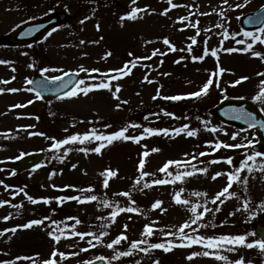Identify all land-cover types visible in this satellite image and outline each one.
<instances>
[{
	"label": "rangeland",
	"instance_id": "obj_1",
	"mask_svg": "<svg viewBox=\"0 0 264 264\" xmlns=\"http://www.w3.org/2000/svg\"><path fill=\"white\" fill-rule=\"evenodd\" d=\"M93 1L98 0H0V36L9 33L27 21L51 12H65L68 17L62 27L52 31L51 35L48 34L44 40L35 45L34 50L31 46L15 48L0 45V60L8 62L0 64V81H10L8 84L0 83V88L20 89L15 92L17 95L7 91L0 93V181L3 182L0 183V201H9V203L0 206V225H5L0 226V232L16 228L14 233L4 232L3 235H0V240L35 238L37 242L43 240L44 250L57 249L66 254L78 253L74 256L67 255L66 259L61 260L68 263L83 260L82 253L87 254V260L96 256L108 259L113 249H109L106 245L121 233H124L128 240L122 241L115 247L120 251H126L129 242L141 239L144 226L154 221L156 222L155 228L174 231L190 216L187 209L174 203L173 195L176 192L184 189L182 196L196 202L197 198L191 195L193 192H207L209 196H212L225 186L226 177H218L213 181L211 176L216 171H228L231 166L223 163L208 165L207 162L214 158L232 156L234 163L238 165L245 151L249 154L252 153L250 145L256 141L257 132L255 130L240 132L236 128L222 126L214 121L208 116L209 109H212L214 102L233 93L231 95L233 97H240L252 102L264 116V111H261L264 105L253 99L259 91L260 81L264 79V76L258 75V73H264V60L252 55L253 51L264 54V43H254L253 49L248 52L228 53L223 50L229 47L243 48L245 45L237 44V40L250 42V38H245L243 32L238 29L239 15L238 11H235V7L227 10L226 19L221 20L220 16L212 10L216 9L218 12L221 8L227 9V6L222 4V0H173L174 3L184 6L171 9L167 15L160 14L169 7L167 0H137L135 5L131 0H114L115 3L120 4L123 13L116 11L115 5H111V9H99L100 5H96ZM232 1L237 4L243 0ZM132 7L148 8L149 11L139 14L140 18L136 20L121 21L120 17L128 13ZM248 9L249 7L246 6L242 11ZM191 12L196 14L190 15ZM200 13H210L212 18L204 23L207 15H200ZM181 16H188L190 21H193L191 19L197 16L196 21H199L198 27L201 29L200 34L196 36L197 41L200 39V54L196 55L194 51L189 53L185 49L184 52L178 54L179 58L184 57L182 60L176 59L175 51H169L163 43L164 38H168L171 43L177 41L173 40L172 35L180 39L179 45L186 46L191 43L189 37L196 35V30L190 26L185 28L189 21L180 23L181 27L186 30H177L174 26L177 21L179 22ZM82 20L83 23H81ZM220 23L224 24L230 34L239 33V35H236L235 39L231 36L224 39L220 35L223 29L215 27ZM97 24L100 25L99 30H97ZM205 29H211V32H205ZM205 39L208 40L207 46L210 49H220L219 61L217 62L215 57L208 55L203 61L196 64L192 60V56L203 54ZM82 40L85 43L81 44ZM149 41L151 42L149 43ZM221 41H223L222 44ZM154 49H159L166 55L152 56ZM107 52H111L112 55L105 59L104 56ZM129 52L134 55L130 57ZM171 53L173 54L171 55ZM135 57H151V59H141L137 66L132 68L130 75L118 81H112L113 91L115 85L121 86V91L117 93L120 100L114 99L112 92L108 90H98L87 96L60 98L48 103L31 95L33 103L29 106L11 108L14 104L23 105L24 100H30V97L26 95L27 81L34 74H39L41 68L56 67L74 73L80 66H84L88 69H99L101 73H107L110 69L122 67L126 61ZM177 60L180 62L176 63ZM34 62L38 65L35 66ZM218 63L219 67L225 69L222 75L217 72ZM30 64L34 67H29ZM13 68L15 71L12 70ZM214 72H217V75L213 78L219 82V86L214 84L210 87L208 95L200 98H188V102L152 99L156 95L157 89L160 90L162 96L185 95L198 91ZM57 74L61 73H46L49 76ZM91 75L100 78L98 73ZM145 75L153 83L145 81ZM12 77L15 79L13 80ZM85 77L86 73L79 74V79ZM241 77H248V79L233 86V82ZM87 82L92 83L93 81L88 80ZM125 100L128 101L127 104H121L119 109L115 107L117 103ZM165 111L174 113L175 118L164 115ZM191 111L199 115L201 120L198 124L192 122L194 120H190L195 116H190ZM150 113L159 115H149ZM146 115L149 116L148 120L144 119ZM201 116L208 118L202 119ZM205 122H207V127ZM129 123L140 124L143 127L169 129L188 124L192 130L197 132V135L193 137H188L186 134L179 136L157 135L146 138L140 143L116 141L108 145L102 154L92 152L85 154L78 150L81 147H95L94 143L67 145L55 151L50 148L54 142L52 138L59 140L70 134H83L92 128L110 133ZM105 124L111 125V127L104 128ZM196 126H201V129ZM210 127H216L221 131L213 133L207 130ZM141 131L142 128H129L128 134L139 135ZM32 132L43 135H29ZM236 132L240 135L236 141H233L230 134ZM245 138L247 139L245 140ZM209 141L226 143L251 141V144L247 149H220L211 155L200 157L199 161L204 163L193 161L198 167L207 166L209 168L207 175L198 174L183 183L154 185L143 191L138 190V187H133L138 176L137 166L140 154L145 150V145L149 150L153 147L160 149L159 152L150 153L147 158L145 171L155 174L152 177H145L146 180H150L163 177L158 169L169 159L183 160L185 153L198 154L201 151L211 153L212 150L207 147L206 143ZM65 148L72 149L66 156L64 155ZM36 151H41L46 155L45 160L37 168L19 175H15L11 171L12 162L23 155ZM73 164L77 167L73 168ZM108 168L118 170V176L110 179L109 187L105 189L100 173ZM242 175L248 176L247 186L233 185L230 191L237 192L238 198L227 199L224 204L220 205L221 211L214 215L207 214L202 223L208 226L201 227L199 234L211 236L210 226L217 221H221L222 225L218 226L220 228L214 232L216 235H228L231 228L238 227L237 225L247 228L250 224L252 214L249 215V212L243 210V200L250 199L252 202L250 196L259 194L260 197L253 200L258 203L253 205L258 206L264 201V173L256 170L251 174L245 172ZM5 185L9 187L6 188ZM65 185H73L75 188L65 189ZM90 186L94 189L91 193L76 191V189ZM20 189L24 191L20 192ZM124 191L131 193L132 199L136 201L134 206L141 211L140 213L122 212L116 217L115 223H111L107 219L112 209L104 207L99 200L83 204L69 200L61 204L56 199L60 196L95 194L101 199L116 201L121 207H128L130 202L127 197L115 195ZM256 191L259 193L254 194ZM24 193L40 202L31 203ZM42 198H47L49 202H43ZM157 199L163 201L162 207L167 209L166 212L152 209L151 205ZM49 204L55 206V210L59 212L58 215L51 211L53 210L51 206L49 210L46 209ZM15 205H20V207H14ZM209 207L215 208L216 205L209 204ZM238 208L241 211H237ZM230 213L234 214L230 215ZM6 216L9 219L5 220ZM45 217L49 219H44ZM69 217L79 219L81 223L76 224L75 219H67ZM98 217L105 219H98ZM33 219H44V223L31 228L18 227ZM51 221L58 223L54 225ZM105 224L108 227L102 228ZM125 224L128 225L127 230L124 228ZM73 226L79 232L99 233L103 230L107 235L104 237L103 243L96 244L89 251L83 252L81 249L89 247L86 241L91 237L81 240L78 236H72L70 233ZM56 227L67 233L59 244L49 236V232ZM193 227L196 226L193 225ZM212 229H214L213 226ZM186 231L190 230L186 229ZM166 239L170 238L157 231L151 238V242H163ZM93 243L96 242L93 241ZM39 248H41L40 245ZM192 251H203V249L198 245L192 248L177 247L169 252L153 249L148 254L137 252L135 255L120 257L117 262L114 261L111 264H136L135 260L137 259L142 264H154L159 260V257V264H225L223 261L205 256H197L189 261L186 257ZM222 254L233 261L243 257L250 264H264V252L255 247L251 249L238 247L235 252L224 251ZM49 258L45 251V255H40L39 262ZM57 259L60 261L58 257ZM260 259L261 262H259Z\"/></svg>",
	"mask_w": 264,
	"mask_h": 264
},
{
	"label": "snow or ice",
	"instance_id": "obj_2",
	"mask_svg": "<svg viewBox=\"0 0 264 264\" xmlns=\"http://www.w3.org/2000/svg\"><path fill=\"white\" fill-rule=\"evenodd\" d=\"M132 4L135 5L137 0H131ZM250 2V0H243V3H238L234 7L235 8H244L247 6V4ZM167 3L169 5L168 8H165L160 14L161 15H167L168 12L171 9L182 7L184 5H178L173 2V0H167ZM222 4L227 5L228 8H221L218 12L216 9H213V12H216L218 16H220L221 20L226 19V11L228 9H232L233 5L229 3V0H222ZM189 8L191 6H188ZM148 8H140V7H132L131 10L126 13L125 15L121 16V21L124 20H136L140 18L141 13L148 12ZM154 11V10H153ZM262 12H264V6H262L261 9ZM196 13H190V15H195ZM210 13H200V15H209ZM87 19V17H86ZM257 18H250L247 22L248 23H255ZM185 21H189L188 16H181L179 17V22L183 23ZM84 21L82 20L81 23ZM199 21H189V24L185 25L191 26L196 30V35L189 37L191 43L187 46V51L191 53L193 51V45L197 44L198 41L196 39V36L200 34L201 29L198 27ZM97 30H99L100 25H96ZM216 28H221L223 31L220 33L224 39H228L230 36L231 38L235 39L236 35H239V33H232L230 34L227 30V28L224 26L223 23L216 24ZM55 31V29L53 30ZM205 32H211V29H205ZM259 34L256 33H250V32H244L243 36L245 38H250V42L248 40H237V44L245 45L243 48L235 49L232 47L223 49L224 51L228 53H232L234 51H243L248 52L249 50L253 49V44L256 42L264 43V28H260L258 30ZM51 35V33H49ZM151 41H149L150 43ZM81 44L85 43L83 40L80 42ZM163 43L168 47L169 51H176V47L170 42L168 38L163 39ZM223 41H221V44ZM204 48H203V54L200 56L193 55L192 60L193 61H203L205 57L208 55H211L212 57H215L217 59V62L219 61V48H209L208 40L205 39L204 41ZM181 51H184V49H181ZM111 52H107L104 56L106 59L108 56H111ZM128 55L132 57L134 54L129 52ZM163 56L166 55V53L161 52L159 49H154L152 52V56ZM253 56L259 57L261 60H264V54L260 52L253 51ZM141 59H151V57H135L132 60L126 61L122 67L116 68V69H110V73H114L113 75H109L108 73H101L99 69H88L84 66H80L78 71L76 72H68L65 71L62 68H56V67H44L40 69L41 76H45L46 73L50 72H60L62 75H54V76H46L45 80H47L49 83L56 85V91H60L62 89L68 88L70 84L73 86L70 88L69 91L64 92L63 96L59 97L61 99L63 98H74L78 97L79 95L87 96L89 93L93 91L98 90H108L112 92L113 98L116 100H120V97L117 95L121 91L120 85H115V90L113 91V84L112 81H118L119 79L128 76L131 74L132 68H135L138 64V62ZM181 60L184 59V57L180 58ZM176 63H179L180 60L175 61ZM7 61L0 60V64H6ZM29 67H34V65H29ZM15 71V69H12ZM225 69L222 67L218 68L217 72L219 74H223ZM83 72L86 73L85 78L77 79L76 81L72 80H65V77H68L70 75L79 76V74ZM217 72L212 73V76L200 87L198 91L187 93L185 95H171V96H162L160 93V90L157 89V93L155 96L152 97L153 100L160 98L168 101H180L186 98H200L201 96L208 95L210 87H212L214 84L215 86H219V82L215 80L213 77L217 75ZM92 73H98L99 79L96 76H92ZM167 75V73H165ZM260 76H264V73H258ZM14 80L15 77H12ZM248 77H241L233 82V86L240 84L243 80H247ZM91 80L92 83H88L87 81ZM144 80L148 83H153L152 80L148 78L147 75H145ZM57 82H60L57 84ZM2 84H8L10 83L9 80H2L0 81ZM28 84H32L33 81L28 80ZM46 87V85H45ZM12 92L15 93L17 91H20V89L17 88H0V93ZM28 91H33V89H28ZM36 98H41L40 91H36L35 93ZM254 100L258 101L260 104L264 105V79L260 81L259 85V91L257 94L253 97ZM33 103L32 100L28 101V104ZM128 101H121L120 103L116 104V108L119 109L121 107V104H127ZM18 107H26V105L22 104H14L11 106V108H18ZM163 111V110H162ZM234 113H236V119H246L251 127H255L257 125V121L255 119V116L251 112H245L243 109H232ZM261 111H264V108L261 109ZM149 115H159L156 113H150ZM164 115L170 116L175 118V114L171 112H164ZM145 120L149 119V116L146 115L144 117ZM206 127H207V122ZM261 127H264V123L260 124ZM27 127H34V126H27ZM104 128H109L111 125L105 124L103 126ZM129 128H142V131L139 135H129ZM208 131H211L213 133H216L218 131H221V129H217L216 127H210L207 128ZM181 134H186L188 137H193L197 135V132L192 130L188 124H184L181 127L169 129V128H155V127H143L140 124H134L129 123L121 128H119L116 131L107 133V132H100L95 128L90 129L89 131H86L83 134L76 133V134H70L67 137L63 139H55L54 142L50 145L51 150L55 151L57 149L62 148L63 146L67 145H74V144H95V147H81L78 150L88 154L89 152L96 153V154H102L103 150L108 146L113 144L116 141H132L135 143H140L142 140L157 136V135H164V136H179ZM226 135L228 133H225ZM29 135H43L42 133H36L32 132L29 133ZM240 134L238 132L230 134V138L233 141L237 140V137ZM247 138H245L246 140ZM207 147L211 148V153L201 151L198 154L196 153H185V159L183 160H175V159H169L167 160L159 169L158 172L163 174L162 178H153L150 180H146L145 177H152L155 174L148 173L145 171L146 164H147V158L150 156V153H156L159 152L160 149L157 147H153L150 150L148 149V146L145 145V150L140 154L137 170H138V176L135 179L134 188L138 187V190L143 191L144 189L150 188L154 185L162 186V185H169L173 184L175 185L177 182H186L189 178L198 175L203 174L207 175L209 168L207 166L205 167H198L196 163H193V161H199L200 157H204L206 155H211L220 149H247L249 145L251 144V141H248L247 143L244 142H238V143H226L223 141H209L206 142ZM71 148H65L64 149V155L66 156L68 152H70ZM259 158V159H258ZM200 163H204L203 161H199ZM218 163H226L230 167V170L228 171H216L212 176L211 179L215 181L218 177H226V184L223 186L218 192H216L214 195L209 196L207 192H200L196 191L193 192L191 195L195 196L197 198L196 202H193L190 199L184 198L182 196V193L184 189H180V191L176 192L173 195V201L175 204L180 205L187 209V211L190 213L189 219L186 220L183 224L179 225L175 228L174 231H165L164 228H155L154 224L155 221L150 224H146L143 228V231L141 232V239L133 240L129 242L128 248L126 251H120L115 246L120 245L122 241H127L128 237L121 233L116 238L112 239L111 242L107 243V247L109 249H113L114 255L111 257V259L116 260L120 257H128L131 255H134L136 252H142L144 254H148L150 250L153 249H162L165 252L172 251L173 249L177 247L182 248H192L193 246H200L203 251H192L186 259L191 261L193 258L197 256H205V257H213L214 259L218 261H223L225 264H250V262H246L243 257L236 259V260H230L228 256L223 255L222 252H235L238 247H246V248H258L261 250V252H264V239H256L252 242L248 241V235H213V236H206L199 234V229L201 227H207L208 225L203 224L202 221L204 220V217L207 214H215L219 211H221L220 205L224 204L227 199L237 197V192L230 191V189L233 188V185H243L247 186L248 184V176L242 175V173H253L254 171L258 170L261 173H264V152L255 151L249 154L247 151H245L243 158L239 161L238 165L234 163V158L232 156H226L221 158H214L207 162L208 165L218 164ZM73 168H76L77 165L73 164ZM174 169V170H173ZM53 175L55 173H52ZM100 176L102 179V185L105 189L109 187V181L112 178H115L118 176V170H113L111 168L105 169L100 173ZM0 183H3L0 181ZM6 188L9 186L5 185ZM53 187H56L53 185ZM65 189L67 188H75L73 185H65ZM64 190V189H61ZM20 192H23V189L19 190ZM76 191L80 193H91L94 191V189L90 186L88 188H81L76 189ZM19 194V193H16ZM28 201H30L33 204L39 203L40 201L33 198L31 195H28L27 193H24ZM115 195L124 196L127 197L130 206L128 207H121L118 202L116 201H109L108 199H101L97 195H72V196H60L56 199L62 204L65 201L74 200L77 203H90L93 201H100V203L107 208L112 209L109 213V217L107 219L110 220L111 223H115L116 217L118 214L122 212L127 213H140V209L138 207H135L136 201L132 199L131 193L124 191L120 193H116ZM238 198V197H237ZM43 202L48 203L47 198H42ZM219 202V203H218ZM9 203V201H0V206H3L4 204ZM209 204L216 205L215 208L209 207ZM163 201L157 199L154 201V203L151 205L153 210L159 209L161 212H166L167 209L162 207ZM14 207H20V205H15ZM258 207L260 209H264V201H262ZM243 210L247 212H252V209L250 208V201L248 199H244L243 201ZM237 211H241L240 208L237 209ZM234 213H230L232 215ZM5 220L9 219V217H4ZM44 219H49L48 217H45ZM44 219H33L29 221L28 223L18 226L23 228H31L34 225H42L44 223ZM67 219H75L76 224H80L81 221L79 219L69 217ZM98 219H105L100 218ZM52 224H57V221H51ZM195 225L196 227H193ZM215 227V225H212ZM108 227L107 224L103 225L102 228ZM125 230H127L128 225H124ZM186 229H189L190 231H186ZM15 232L16 228L12 229H5L4 232ZM159 231L161 232L165 237H169L170 239H166L163 242H151V238L155 235V233ZM4 232H0V235H3ZM72 236H78L81 240H84L85 237H91V239H88L86 243L88 246L95 247L96 244L103 243L104 237L107 235V233L103 230H101L99 233L95 232H79L75 229V227H72V231L70 233ZM67 233L59 228H53L52 231L49 232V236L54 240L57 244L60 243L62 237H65ZM95 241L96 243H93ZM87 248L81 249V251H87ZM38 255V254H37ZM67 255H78V253H70L66 254L62 251H58L57 249H54L51 252L50 258L45 259L43 261L37 262L32 257H17V259H23V260H32L33 264H58L57 257L60 260H64L67 258ZM99 260H104L105 257L100 256L97 257ZM82 264H93V261H84ZM136 264H139V261H136ZM154 264H159L158 261H155Z\"/></svg>",
	"mask_w": 264,
	"mask_h": 264
},
{
	"label": "water",
	"instance_id": "obj_3",
	"mask_svg": "<svg viewBox=\"0 0 264 264\" xmlns=\"http://www.w3.org/2000/svg\"><path fill=\"white\" fill-rule=\"evenodd\" d=\"M250 18H257L255 24H259L264 20V12L259 10L257 13L242 17L240 19L241 25L244 27L251 26V23L247 22ZM62 21V15L48 16L21 26L10 35L1 38L0 41L5 45H21L33 43L41 39L50 29L61 24ZM64 79L72 81L77 80L76 76L74 75H70L68 77H65ZM32 81L33 83L30 84V88L33 89L35 93L36 91H40L41 98L46 101H50L54 98L63 96L64 92L69 91L73 86L72 84H70L68 88L56 91V85L49 83L47 80H45V78L36 76L32 79ZM59 83L60 82H57V84ZM232 109H243L245 112L253 113L256 121L258 122L255 127H257L259 130L258 143L253 146V149L255 151H258L260 148L264 147V127L260 126L261 123H264V118L251 104L245 101L227 100L221 102L217 107H215L213 109V113L216 118L224 123L237 125L240 128L251 127L246 119H236L235 117L237 114L234 113ZM42 158L43 155L40 153L30 154L15 163L13 165V169L16 171H22L24 169L34 167L41 161Z\"/></svg>",
	"mask_w": 264,
	"mask_h": 264
},
{
	"label": "flooded vegetation",
	"instance_id": "obj_4",
	"mask_svg": "<svg viewBox=\"0 0 264 264\" xmlns=\"http://www.w3.org/2000/svg\"><path fill=\"white\" fill-rule=\"evenodd\" d=\"M254 213L255 215L250 218V224L247 228H239L234 232V235H248V241H254L257 238L255 234V225L261 224L264 225V210L260 209L259 207H255ZM260 210V211H258ZM1 227L4 226L0 225ZM251 241V242H252ZM0 264H33L32 260H23L17 259V257H32L34 260L39 262L40 255H45V251L48 255H51L52 249L39 250V242L36 241L35 238H14V239H3L0 240ZM4 248V249H3ZM38 254V255H37ZM117 262L116 260L111 261ZM58 264H76V263H68L62 262L61 260L58 261Z\"/></svg>",
	"mask_w": 264,
	"mask_h": 264
}]
</instances>
